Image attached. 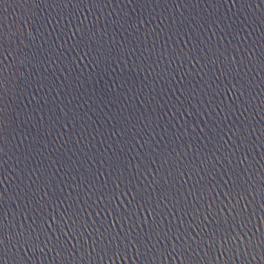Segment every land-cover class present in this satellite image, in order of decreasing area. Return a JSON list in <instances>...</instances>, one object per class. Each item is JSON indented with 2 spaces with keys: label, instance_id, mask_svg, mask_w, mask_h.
Segmentation results:
<instances>
[{
  "label": "water",
  "instance_id": "95a60500",
  "mask_svg": "<svg viewBox=\"0 0 264 264\" xmlns=\"http://www.w3.org/2000/svg\"><path fill=\"white\" fill-rule=\"evenodd\" d=\"M261 205L264 0H0V264H264Z\"/></svg>",
  "mask_w": 264,
  "mask_h": 264
},
{
  "label": "clouds",
  "instance_id": "9594fccd",
  "mask_svg": "<svg viewBox=\"0 0 264 264\" xmlns=\"http://www.w3.org/2000/svg\"><path fill=\"white\" fill-rule=\"evenodd\" d=\"M249 193L252 194L251 187H249ZM239 205H240V201L238 200L236 204L232 205V207L238 209V211L236 212L237 215H242L241 210H239ZM261 207L264 208V205H261ZM245 208H247V205H245ZM262 220H264V217H262ZM71 227L72 226L69 225L70 229ZM247 234L248 232H245V235ZM254 236L255 234H253L252 236H248V240L245 241L244 236H242L239 231H235V234L231 232L224 233L222 238L213 236L212 240L205 242L210 245H212L213 242L219 244L221 251L228 252L229 258L234 257L232 256V248L233 246H235L236 254L243 253L242 258L246 256L249 257L251 260H255L257 256H259L261 260H264V237H261L259 240H257L254 238ZM34 239H38V236L32 237L31 233L24 228L23 224L20 225V230L16 232L15 236H13V234L8 230V226H7L6 234L4 236L3 245H2L3 253L6 257H12L10 243L16 244L17 242H19L18 246H23L25 244L31 243L32 240ZM225 245H227L226 249H225ZM37 247L38 245H33L32 250L36 251ZM173 247L175 248V245H173ZM253 248L254 251L250 253L249 249H253ZM49 250L51 251V248ZM40 251H44V249L40 248Z\"/></svg>",
  "mask_w": 264,
  "mask_h": 264
},
{
  "label": "snow or ice",
  "instance_id": "6c2138e0",
  "mask_svg": "<svg viewBox=\"0 0 264 264\" xmlns=\"http://www.w3.org/2000/svg\"><path fill=\"white\" fill-rule=\"evenodd\" d=\"M243 210L241 209V212H242ZM0 235H2V234H0ZM104 239V237L103 236H101V240H103ZM3 239L2 238H0V254H3Z\"/></svg>",
  "mask_w": 264,
  "mask_h": 264
}]
</instances>
